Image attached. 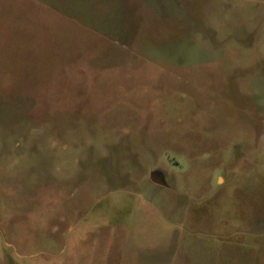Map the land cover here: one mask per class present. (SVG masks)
Here are the masks:
<instances>
[{"label":"rangeland","instance_id":"1","mask_svg":"<svg viewBox=\"0 0 264 264\" xmlns=\"http://www.w3.org/2000/svg\"><path fill=\"white\" fill-rule=\"evenodd\" d=\"M0 264H264V0H0Z\"/></svg>","mask_w":264,"mask_h":264}]
</instances>
